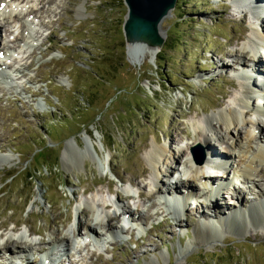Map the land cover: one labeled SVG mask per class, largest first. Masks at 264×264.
<instances>
[{"label": "rangeland", "instance_id": "1", "mask_svg": "<svg viewBox=\"0 0 264 264\" xmlns=\"http://www.w3.org/2000/svg\"><path fill=\"white\" fill-rule=\"evenodd\" d=\"M233 1L177 0L161 23L164 42L157 55L134 61L123 33V0H42L35 16L1 29L13 51L11 59H2L13 82H0V264L16 261L3 259L4 251L10 253L6 241L28 249L19 264H43L37 252L45 253L47 244L63 256H46L53 257V264H264V230L257 228V218L244 235L224 230L179 254L194 240L198 221H216L226 216L225 208L247 210L263 197L264 166L234 197L223 190L219 208L192 206L179 220L165 217L147 186L151 146L167 147L160 171L167 165L172 172L183 170L202 119L236 107L241 95L234 71L252 61L247 49L253 21L236 12ZM37 3L19 0L11 7L21 12ZM28 18L34 27L31 39L22 29ZM237 53H242L239 60ZM224 131L221 127L219 133L227 140ZM210 140L200 144L227 151ZM73 141L78 151L89 142L96 162L80 158ZM108 201L111 207L106 208ZM124 211H139L143 218L132 223H142V233L128 223L123 241H104L105 231L97 223L111 217L112 226H118ZM76 216L79 236L73 230ZM84 225L97 233L100 247L80 238L86 234ZM60 233L69 242L62 247L56 242Z\"/></svg>", "mask_w": 264, "mask_h": 264}, {"label": "bare ground", "instance_id": "2", "mask_svg": "<svg viewBox=\"0 0 264 264\" xmlns=\"http://www.w3.org/2000/svg\"><path fill=\"white\" fill-rule=\"evenodd\" d=\"M37 1H38V3H37L36 8L31 7L29 9H25V10H24V8H22V10L25 12H23V11L19 12V11H16L15 9H13L14 7L13 8L11 7V4H12L11 2H13V4H15L16 2H19V0H10L9 1L10 3L8 2V4H7L6 0H3V1L1 0L0 4L4 3L3 5H6V7H4V8L0 7V20H2V24L0 27V34L2 32L1 29H3V27H5V25L7 26V25H10L11 23H13L15 21H19L24 16L27 17V15L35 16L38 12V9H39L38 6L41 4L42 0H37ZM246 1H248L249 4H250V2L255 3V0H246ZM249 4L244 6V8H248ZM33 6H35V5H33ZM15 8L18 10L16 5H15ZM19 9H21V7H19ZM256 12L260 16H258V17L255 16ZM255 13L253 12L252 14H250V17H252L251 19H252L253 23H255L252 25L253 29L251 32V36L256 39V41L252 42V47H255L257 45L264 46V0H260L258 5H256ZM9 22H11V23L9 24ZM259 27H260V30H259ZM23 28L25 29V28H27V26H25L23 24ZM261 28H263V29H261ZM161 36H163V32H162ZM15 41H16V39H15ZM139 43L140 42H138V41H135V42L128 41V43L126 44V47L128 50V55L133 61L139 60L140 58L141 59L144 58V56L148 53H150L152 55H157L156 54L158 52L157 48H155L154 46H151V45L146 46L145 44H147V43L142 44V47L140 48ZM1 49L4 51H7L9 48H8V45L3 42L1 45ZM249 52L251 54V51H249ZM252 52H256V53L249 55V56H252L253 58H251V59L254 60V62L252 63L251 66L246 65L245 62H241L242 67L246 66L247 69L251 68V71H253L252 70L253 67L255 69H258L259 64H261L262 61L264 62V60H262L260 58L261 63H257V60L259 59V57L262 56L264 51H261V53H259V51H252ZM242 53H243V55H245V53L247 55L246 51H245V53H244V51ZM242 53L236 54V58L238 60L240 59V56L242 55ZM3 54H4L3 56L5 58L8 57L7 53H3ZM232 55L235 56V52ZM2 66H3V64H0V70L1 71H2ZM262 66H263V63H262ZM253 80L254 81L257 80L256 76H254V75L253 76L243 75L240 78L239 94L241 96L236 100V103H235L236 107L235 106H232V107L229 106L224 110H220L216 114H212V115L207 116L204 119H202L201 123L198 126L200 133L198 131H197L198 133L195 132L196 136H199V139H194V141L191 143V145H190V158L185 160V162L182 165V168L185 171V173L183 172V170H180L181 172L179 170L172 172L171 167L168 165H167V167H165L166 168L165 170L162 169L160 171L158 169L159 164H161V162H163V161L165 162V160H167V157H166L167 147L161 146V145H153L150 147L149 151L147 152L148 164L150 165V177H151L149 185H147L148 187L153 188L156 186H160V184H162V182L165 183V181H167V180L171 182V177L175 173H180V177H179V180L177 181V184H182L183 186L181 188H185V190H189L190 188L191 189L195 188L201 179H205L204 175L206 173L212 174V176H209V177L210 178H216L215 181L218 182L222 178L215 176L214 175V174H216L215 172L213 173V172L209 171V169H212L209 164L213 163V159H215V158H217L218 161H221V164H219V167L221 165H223L222 167H224V169H226L225 171H220L222 173L221 175L223 177L222 180L224 181V183L225 182L228 183V188H230V185L232 186L233 195H235L234 193L237 192V190L240 188V186H248L250 183H253L254 180L251 177L256 175L257 169L259 166H264V111H262L263 103L262 102L256 103V100L260 98V95H259L258 91H256V89H254V87H253V82H252ZM257 95L259 96V98H257ZM250 99H254V100L251 101ZM251 113L255 117H257L253 121H249L248 119H246V116H245V114L247 116H250ZM221 127L225 130L224 131L225 134L230 136V138H228L227 140L223 136H221V134L219 133V130ZM257 128H258V131H256ZM258 134H259V136H257ZM207 139L208 140L209 139L216 140V142H214V143H212V140H210L209 142H211L212 144L219 142V143H221V145L226 146L227 151L215 150V151H217V152H215V151H213L212 146H211V148L209 146L208 153H209L210 160L209 159L206 160L205 165H203V166L194 167L193 165L195 163V159L198 158V154H200L197 146H198V144H200L202 142H207ZM75 146L78 147L76 142L73 141V149H77V151H78V148H76ZM67 150H69L68 146L66 147V149L63 153L64 155L67 153ZM93 151L95 152V149L90 146L89 142H86L84 150H79L78 155L80 158H86L90 161L96 162L97 153L95 152L96 153V155H95ZM221 155L226 156V159L221 160V157H220ZM106 159H107V157H106ZM97 160H98V162L96 164L98 166H100L103 171H107L106 168H105V170L103 169V166H102L103 163L98 158H97ZM109 161H110V158L108 157L106 165L108 164V173L112 175L111 169L109 167ZM98 166H97V168H98ZM204 190L206 192L210 193V197H218V199L215 201V203L209 204V207H210L209 211L213 210L212 208H214V207L219 208V206L222 205V203L220 202V198H219L221 192L213 190L210 186H205ZM157 193L158 192L155 191V192H152L150 194L153 195V197H152L153 200L160 201L158 203V206L161 207V209L163 210V214H165V216L169 217L170 219H173V217L176 220L183 218L186 215L185 212L187 211V209L190 208V210H191L192 206H194L193 207L194 209H201L202 208L201 202H199L197 199H195V197L192 194L187 195L188 192L184 193L187 195L186 198L182 199L181 201H173V203L171 201L166 200V199H164V200L156 199ZM212 194H214V196ZM137 196H138V198L140 197V195H137ZM204 200H206V199L204 198ZM117 201H118L117 203H119L121 200L118 198ZM206 202L208 203L210 201L206 200ZM91 204H93V203H91ZM175 204L176 205L181 204L182 207L178 208V206H176ZM104 205H106L105 206L106 208L111 207V204L109 203V201H108V204L105 203ZM168 206L172 207V208H168ZM91 209H92V206L89 208V210H91ZM225 209L226 210L223 213H225L226 216H222L216 221L214 219H210L211 222L198 221L196 224V231L194 233V240L189 241L185 245L184 248H181L179 251V254H183L190 246L193 245L194 242H196L197 240H200L202 237H207L208 239H214V238L220 236L221 233L224 232V230L227 233L230 232V233H234V234L236 233L237 235H239V234L244 235V234H246L248 226L251 227L252 225L255 224L254 221L256 220V218L258 220L257 228H261L262 230H264V193H263V197L261 199L256 200L254 203H252V205H250L247 210H244V211L243 210L228 211L227 208H225ZM126 213H130V212L126 211L125 213H123V216L128 215ZM202 213L203 212H201L200 214H202ZM93 216H94V214L91 217L94 218ZM137 216H139V218L142 217V215L139 213V211H136L135 213L131 214V219H135ZM107 218L108 219H107L106 223H103V222L97 223L100 226V228L104 229V231L106 233L111 232L112 237L123 238L124 228L122 227V229H121L119 225L121 223V225H123L126 228L127 227L126 225H128V223H132V222H130L132 220L129 219L128 221H126V219L122 218V220L119 221L120 223H118V226L117 225L112 226L113 225L112 224V218L111 217H107ZM78 220H79V218H78ZM93 220L95 221V219H93ZM77 222L78 223L76 224V227H80L79 226V224H81L80 221H77ZM129 225H131V224H129ZM84 226L85 227H82V226L81 227H82V229L83 228L87 229V231L85 232L86 236H89V234H92L93 236H96L95 238L99 237L97 235V233L95 234V232L92 230V228L88 227L87 225H84ZM134 226L135 225L133 224V227ZM137 226H139V224H137ZM140 233H142V232H140ZM66 236H67V234L62 235V233H60L59 237H57L56 242L58 244V247H62V246H59V244H63V243L68 242V240L65 238ZM78 236H79V233H78ZM18 238L20 239L21 243H25L22 241L25 238V235L23 233H19ZM50 241L52 243L53 238ZM4 247H6L8 250H10V252L13 254L14 253L25 254L28 251V249H26L25 246H24V248H17L15 245L12 244V241H6L4 243ZM58 251H61V250L59 249ZM5 252H7V251H5ZM54 253L55 252L52 251L50 256H54L55 255ZM45 259H48V258L45 257L44 260ZM51 264H53V263H51Z\"/></svg>", "mask_w": 264, "mask_h": 264}, {"label": "water", "instance_id": "3", "mask_svg": "<svg viewBox=\"0 0 264 264\" xmlns=\"http://www.w3.org/2000/svg\"><path fill=\"white\" fill-rule=\"evenodd\" d=\"M177 0H123L126 15L123 23V33L126 44L128 41H138L142 44L159 48L164 39L161 32V23L175 8ZM128 53V50H127ZM200 154L195 160L201 162L202 147L197 146Z\"/></svg>", "mask_w": 264, "mask_h": 264}]
</instances>
